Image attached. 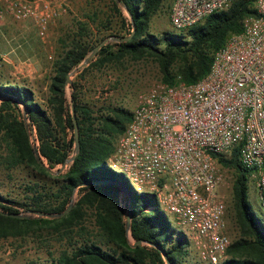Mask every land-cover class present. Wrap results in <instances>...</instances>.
Instances as JSON below:
<instances>
[{"label":"trees","instance_id":"1","mask_svg":"<svg viewBox=\"0 0 264 264\" xmlns=\"http://www.w3.org/2000/svg\"><path fill=\"white\" fill-rule=\"evenodd\" d=\"M111 1L122 26L128 28L127 34H131L133 26L135 31L127 41L114 40L103 45L86 64L100 69L124 57L149 58L157 63L160 80L168 84L201 79L209 70L213 53L231 33L241 31L245 17L256 14L254 0H236L227 10L209 15L185 32L165 30L155 34L148 31L150 20L165 6L170 7L171 0ZM119 4L129 19L123 16ZM80 25L79 32L53 64L45 106L35 99L30 88L0 81V152L5 151L1 162L5 168L25 165L51 179H28L23 201L0 194V238L18 234L33 224L65 228L67 232L74 227L87 229L79 224L90 211L93 231L76 234L73 230L67 236L68 248L51 259L50 264H201L189 259L188 237L171 223L154 195L136 192L123 174L106 164L131 112L110 105L96 106L81 96L83 84L66 82L73 70L84 71L83 62L95 46L83 36L87 26ZM67 84L71 87L70 99L78 127L77 149L72 108L65 94ZM33 131L37 140L34 143L30 140ZM36 150L51 168L70 159L68 168L60 176H51L38 164ZM217 159L223 167L235 171L232 194L238 227V237L231 241L226 259L217 264H264V221L249 201L250 173L241 165L237 148ZM115 180L127 184L129 192L112 182ZM75 191L79 195L72 208L58 215L69 206ZM27 211L38 215H9ZM137 240L141 242L134 245Z\"/></svg>","mask_w":264,"mask_h":264},{"label":"built area","instance_id":"2","mask_svg":"<svg viewBox=\"0 0 264 264\" xmlns=\"http://www.w3.org/2000/svg\"><path fill=\"white\" fill-rule=\"evenodd\" d=\"M236 0H171L168 19L185 32ZM212 56L208 72L192 82L161 80L137 95L130 120L106 164L159 207L188 237L201 264L227 257L226 204L218 156L238 149L241 165L264 208V0ZM66 8L55 0H0L7 18L32 22L44 39ZM6 60V55H0ZM35 141L33 131L30 139Z\"/></svg>","mask_w":264,"mask_h":264},{"label":"rangeland","instance_id":"3","mask_svg":"<svg viewBox=\"0 0 264 264\" xmlns=\"http://www.w3.org/2000/svg\"><path fill=\"white\" fill-rule=\"evenodd\" d=\"M55 1L57 5L65 7L66 12L61 13L58 19L51 24L44 39L38 36L32 22L28 20L17 21L7 18L0 27V55H6V60L0 59V81L22 84L30 88L35 99L43 106L46 105L48 96L47 90H44V84L49 82L53 64L68 47L72 36L79 32L81 23H84L88 29L83 35L84 38L88 37L90 43L95 46L104 39L109 38L108 42H111L114 41L112 38L115 36H128V28L122 26L121 18L115 11L111 0ZM119 8L123 16L129 19L127 11L121 4ZM168 12L169 7L165 6L163 10L153 15L148 31L155 34H160L165 30L171 33L176 32L169 22ZM84 66L86 67L82 73L73 70L70 81H79L83 84L81 96L101 108L110 105L130 111L136 102L137 95L145 92L160 80L158 65L149 58L124 57L119 61L108 62L100 69L92 64ZM79 74L82 78H79ZM65 94L67 103L71 104L69 84L65 88ZM30 140L34 143L33 138ZM2 151L0 152V194L3 196L23 201L24 184L28 179L51 180L39 170L25 165L5 168L1 162L5 151ZM41 159L49 167L46 159ZM67 168L68 164L63 168L61 164H58L51 169L53 171L61 169L59 173L47 172L55 177L62 175ZM224 175L220 192L226 204L227 232L233 241L238 237L232 194L235 171L232 167H224ZM78 195L79 192L75 191L69 205H74ZM248 197L253 210L264 221V208L260 204L252 182L249 185ZM16 208L21 210L20 207ZM23 214L30 215V218L38 215L31 211L23 212ZM91 214L87 211L79 224L81 228L87 229L74 227L76 234L86 230L93 231L94 224ZM168 217L171 223L181 230L174 220ZM73 230L67 232L65 228L54 229L42 224H33L23 228L18 234L0 238V264H50L51 259L59 256L63 250L68 248L67 236L71 235ZM189 259L199 262L196 250L191 244Z\"/></svg>","mask_w":264,"mask_h":264},{"label":"water","instance_id":"4","mask_svg":"<svg viewBox=\"0 0 264 264\" xmlns=\"http://www.w3.org/2000/svg\"><path fill=\"white\" fill-rule=\"evenodd\" d=\"M135 31V26H133V30L131 32L130 35L128 36H115L112 38V40H115V41H127L131 38V35L134 33ZM109 38L108 39H104L102 40L101 42H99L92 50L91 54L84 60L83 64H86L89 59L91 57H93V55L103 46L105 45L107 42H108ZM70 81V75L67 76L66 78V82H69ZM71 108H72V114H73V105L71 104ZM73 122H74V138H75V147L76 149L79 147V136H78V127H77V123H76V119L74 118V114H73ZM35 156H36V159H37V162L38 164L43 167L45 170L49 171V172H52V173H59L61 171V169H58L56 171H53L50 167H47L41 157L39 156L37 150L35 151ZM72 159V158H71ZM70 161V159L67 161V163ZM67 163H64L62 164V168L65 167V165ZM112 182H115L118 186H120L123 190H125L127 193L129 192V187L127 186V184L121 182V181H118V180H115V181H112ZM71 204L61 213H59L58 215H64L65 213H67L70 209H71ZM31 213H35L33 211H31ZM9 215H12V216H15V217H30V215H26V214H21V213H10ZM48 216H52V214H49ZM130 212L128 211L127 212V215H126V226L127 228H129V225H130ZM141 241L140 240H137L134 245L140 243Z\"/></svg>","mask_w":264,"mask_h":264},{"label":"crops","instance_id":"5","mask_svg":"<svg viewBox=\"0 0 264 264\" xmlns=\"http://www.w3.org/2000/svg\"><path fill=\"white\" fill-rule=\"evenodd\" d=\"M44 90H45V91L47 90V92H48V83H45V84H44Z\"/></svg>","mask_w":264,"mask_h":264}]
</instances>
